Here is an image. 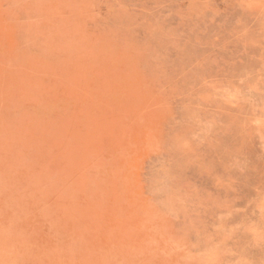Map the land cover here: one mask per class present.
Masks as SVG:
<instances>
[{
	"label": "rangeland",
	"instance_id": "obj_1",
	"mask_svg": "<svg viewBox=\"0 0 264 264\" xmlns=\"http://www.w3.org/2000/svg\"><path fill=\"white\" fill-rule=\"evenodd\" d=\"M0 264H264V0H0Z\"/></svg>",
	"mask_w": 264,
	"mask_h": 264
}]
</instances>
